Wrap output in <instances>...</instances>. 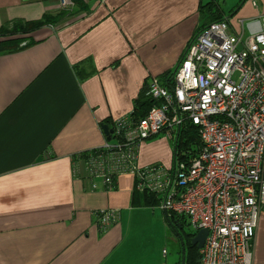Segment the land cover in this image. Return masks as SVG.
<instances>
[{
    "label": "crops",
    "instance_id": "1",
    "mask_svg": "<svg viewBox=\"0 0 264 264\" xmlns=\"http://www.w3.org/2000/svg\"><path fill=\"white\" fill-rule=\"evenodd\" d=\"M211 1L232 32L241 20L246 34L260 30L264 0H235L231 9L228 0H87L75 3L68 21L0 53V264H144L130 229L151 207L134 203L135 192L144 191L129 173L107 190L86 160L107 141L105 120L113 129L152 79L172 84L163 76L174 73L189 41L210 22L200 6ZM60 9L59 0H0V27ZM166 136L139 145V165L172 166ZM103 208L119 210L105 231L96 216ZM253 264H264V211Z\"/></svg>",
    "mask_w": 264,
    "mask_h": 264
},
{
    "label": "built area",
    "instance_id": "2",
    "mask_svg": "<svg viewBox=\"0 0 264 264\" xmlns=\"http://www.w3.org/2000/svg\"><path fill=\"white\" fill-rule=\"evenodd\" d=\"M59 2L62 9L75 6ZM147 94L152 108L140 119L118 118L111 139L87 157L88 172L107 190L129 173L168 215L188 218L194 234L208 230L198 264H253L264 211V16L260 30L249 34L242 20L238 33L225 19L209 23L189 41L172 86L154 78ZM187 121L202 140L196 156L170 167L138 164L143 141L161 133L175 141ZM96 216L105 231L119 210L99 209Z\"/></svg>",
    "mask_w": 264,
    "mask_h": 264
},
{
    "label": "trees",
    "instance_id": "3",
    "mask_svg": "<svg viewBox=\"0 0 264 264\" xmlns=\"http://www.w3.org/2000/svg\"><path fill=\"white\" fill-rule=\"evenodd\" d=\"M76 4L84 6L82 0H74ZM218 4L215 2H209L206 4H201L200 12L202 17H208L209 23L219 20H224L222 18V12L217 7ZM72 9H60L55 14L54 13H45L41 18L35 20H15L8 22L5 25L0 27V53H8L19 50L23 42L28 44L29 35L47 25L58 24L61 22L68 21L73 16ZM209 23H204L198 29H202L207 26ZM173 74L171 72L165 74L163 77L168 78ZM168 87H171V82L166 83ZM165 85V84H164ZM155 104L153 99L147 94V90L136 99L134 102V109L129 114L133 119H140L147 114V112ZM107 124H110L109 120L104 121ZM104 124V123H103ZM174 152H173V161L184 160L188 161L190 158L196 156L202 146V140L199 134V130L192 122L187 121L179 131V135L174 143ZM96 152V149L93 150ZM91 152H85L84 156L87 157ZM135 204H142L146 206H159V197L151 192L144 191L142 193L135 192ZM171 221L177 220L179 224L183 223L185 217H175L168 215ZM177 225H174V227ZM194 232L189 234L188 240L185 242V264H198L200 260L199 248L195 245H192L191 238L193 237ZM182 262V261H181ZM181 262L179 264H181Z\"/></svg>",
    "mask_w": 264,
    "mask_h": 264
},
{
    "label": "rangeland",
    "instance_id": "4",
    "mask_svg": "<svg viewBox=\"0 0 264 264\" xmlns=\"http://www.w3.org/2000/svg\"><path fill=\"white\" fill-rule=\"evenodd\" d=\"M232 2L235 0L226 2L227 9H231ZM168 140L174 145L173 139L168 137ZM137 217L130 229L133 235H137L135 238L137 241L133 242L139 244L144 252L146 258L144 264H179L183 258V248L186 249L185 242L189 238L188 235L193 232L189 219L186 217L183 219L182 228L174 227V224L166 220L160 206H151ZM150 235L152 238L149 237Z\"/></svg>",
    "mask_w": 264,
    "mask_h": 264
},
{
    "label": "water",
    "instance_id": "5",
    "mask_svg": "<svg viewBox=\"0 0 264 264\" xmlns=\"http://www.w3.org/2000/svg\"><path fill=\"white\" fill-rule=\"evenodd\" d=\"M102 127H103V130L107 136V140H110L113 129H111L108 124H103ZM163 211H164L166 220L170 224H172V225L174 224V225H177V227L182 228V224H179V222L177 220H175L174 222L171 221L170 217H168V212L166 209H163ZM207 235H208V230H206V229H202V230L198 231L191 238L192 245H195L200 249L204 245V242H205ZM181 264H185V247L183 248V258H182Z\"/></svg>",
    "mask_w": 264,
    "mask_h": 264
},
{
    "label": "flooded vegetation",
    "instance_id": "6",
    "mask_svg": "<svg viewBox=\"0 0 264 264\" xmlns=\"http://www.w3.org/2000/svg\"><path fill=\"white\" fill-rule=\"evenodd\" d=\"M192 233V232H191ZM191 233H189V234H191Z\"/></svg>",
    "mask_w": 264,
    "mask_h": 264
}]
</instances>
